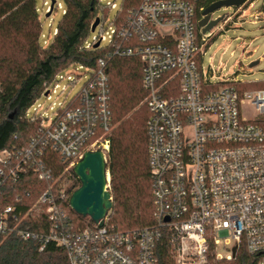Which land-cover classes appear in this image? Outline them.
<instances>
[{"label":"built area","instance_id":"obj_1","mask_svg":"<svg viewBox=\"0 0 264 264\" xmlns=\"http://www.w3.org/2000/svg\"><path fill=\"white\" fill-rule=\"evenodd\" d=\"M246 3L251 6L253 0ZM106 5L116 7L113 1ZM202 18L195 2L143 0L107 33L113 55L139 57L142 63V103L151 113L153 224L123 231L108 223V213L103 225L75 230L66 211L72 194L56 189L59 179L46 170L47 150L60 155L66 172L88 150L101 149L108 162L114 123L109 75L101 59L96 69L73 66L89 77L53 116L34 107L42 123L27 146L0 151L1 237L34 240L39 251L55 242L67 252L69 264H159L163 242L172 264H208L211 249L217 260H232L245 249L264 264V88L240 91L236 84L243 82L234 79L211 89L215 71L211 65L204 68V56L212 34L199 27ZM104 40L95 36L85 47L102 46ZM57 82L44 92L48 100ZM30 176L49 180V186L35 202L29 193L11 199L4 185ZM106 176L110 191L108 169ZM35 214L51 226L42 232L24 227Z\"/></svg>","mask_w":264,"mask_h":264},{"label":"trees","instance_id":"obj_2","mask_svg":"<svg viewBox=\"0 0 264 264\" xmlns=\"http://www.w3.org/2000/svg\"><path fill=\"white\" fill-rule=\"evenodd\" d=\"M143 0H123L112 25L120 27L130 11ZM195 2L197 14L219 0H185ZM65 9L51 42L41 43L42 24L36 0H0V151L27 146L42 123V116L31 113L37 100L53 86L60 73L73 66L96 69L99 61L106 62L110 85V110L114 127L109 133L107 155L110 173V194L113 207L108 223L128 231L153 224V182L149 166L147 121L151 115L143 104L146 92L142 87V63L139 57H119L111 47L86 49L91 26L100 12V25L105 22L110 6L100 0H64ZM203 8V10H200ZM54 11V8L51 11ZM232 82L211 87L219 89ZM240 91L264 88V82L238 83ZM46 170L59 179L56 189L70 196L80 185L73 169L60 155L47 150ZM49 180L38 176L22 178L4 185L11 195L26 197L35 202ZM71 182L70 185L68 183ZM9 199V201L11 200ZM66 211L75 230L93 227L94 221L77 214L67 204ZM40 212V211H39ZM39 232L51 224L43 215L30 216L23 225ZM159 264H172L170 247L163 242L158 250ZM0 264H69L67 252L55 242L39 251L34 240L10 235L0 236ZM208 264H258L245 249L232 260H217L209 253Z\"/></svg>","mask_w":264,"mask_h":264},{"label":"rangeland","instance_id":"obj_3","mask_svg":"<svg viewBox=\"0 0 264 264\" xmlns=\"http://www.w3.org/2000/svg\"><path fill=\"white\" fill-rule=\"evenodd\" d=\"M52 0H36L38 12L42 24L41 43L51 42L55 29L62 19L65 4L64 0H56L54 11L46 16ZM114 2L116 7L106 13V20L94 32H91L88 40L95 36H106L102 47L108 44L107 33L110 32L111 22L114 20L123 0L104 1L106 5ZM60 4V7L58 6ZM239 7H221L211 15L212 20L223 17L209 32L212 34L209 47L204 56V68L209 65L215 71L212 78L214 84L225 80L237 79L240 82L260 83L264 82V0H253V4L246 3ZM104 16L100 12L99 17ZM228 16L231 19L225 20ZM257 64L251 66L253 63ZM76 75H79L78 77ZM70 76L71 79H67ZM63 77V78H62ZM89 77V72L73 67L62 71L58 77L56 94H52L50 100L42 95L35 106H41L40 112L51 117L61 103L69 101L75 96ZM53 106V109L51 107ZM71 182L68 183L70 185ZM89 218V217H87ZM220 250H222L220 248ZM223 252V251H222ZM225 254V252H224Z\"/></svg>","mask_w":264,"mask_h":264},{"label":"water","instance_id":"obj_4","mask_svg":"<svg viewBox=\"0 0 264 264\" xmlns=\"http://www.w3.org/2000/svg\"><path fill=\"white\" fill-rule=\"evenodd\" d=\"M245 1L219 0L212 3L203 11V18L199 21V27L203 28V33L209 32L223 19V17H220L212 20L211 15L214 11L221 7H240ZM55 2L56 0L51 1L47 17L50 16ZM99 25L100 17H97L91 26V32H94ZM99 45L100 42H97L95 47H99ZM255 64L257 62L251 66ZM107 169L108 162L101 149L84 152L82 158L73 167V173L79 178L81 186L72 193L69 204L77 214L89 217L94 223H99V225H103L105 217L113 207L110 191L106 189Z\"/></svg>","mask_w":264,"mask_h":264},{"label":"flooded vegetation","instance_id":"obj_5","mask_svg":"<svg viewBox=\"0 0 264 264\" xmlns=\"http://www.w3.org/2000/svg\"><path fill=\"white\" fill-rule=\"evenodd\" d=\"M74 178H75V180L80 184V185L78 186V188H79V187L81 186L80 180H79V178H78L77 176H75V175H74ZM78 188H77V189H78Z\"/></svg>","mask_w":264,"mask_h":264}]
</instances>
